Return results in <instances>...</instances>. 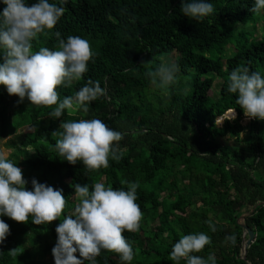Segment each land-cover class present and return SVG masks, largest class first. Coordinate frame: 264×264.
<instances>
[{
    "label": "trees",
    "instance_id": "16d2710c",
    "mask_svg": "<svg viewBox=\"0 0 264 264\" xmlns=\"http://www.w3.org/2000/svg\"><path fill=\"white\" fill-rule=\"evenodd\" d=\"M27 2L31 6L37 0ZM209 2L214 13L195 21L181 12L182 0H68L57 25L34 41V50L55 49L57 31L65 40L68 36L88 40L96 53L88 71L70 88L57 91L62 100L91 79L106 88V95L90 102L86 114L82 109L74 115L65 110L62 117L53 118L49 113L55 105L37 106L27 98L20 102L0 85V136H6L10 121L33 128L21 142L22 161H13L27 170L26 188L31 190L35 178L62 189L67 201L63 215L49 224L4 216L10 235L0 244V264H41L38 258L47 256L48 264H54L55 229L78 202L72 185L87 184L91 190L95 182L125 190L131 182L139 184L140 225L151 226L146 241L140 227L123 233L134 249L131 264H174L173 244L182 235L198 232L208 234L212 243L194 255L206 258L214 253L217 264H264V121L251 119L242 125L244 111L236 103L237 94L227 91L230 73L237 67L264 75V34L233 29L250 20L257 27L259 18L264 23V11L262 17L250 11L254 0ZM4 7L0 3V11ZM174 52L179 54L177 81L160 89L149 73ZM217 79L221 84L215 99L210 91ZM229 110L236 112V119L218 126L217 118ZM93 118L123 133V139L114 142L122 157L109 158L107 168L89 172L82 162L73 165L59 157L55 143L63 131L62 120ZM227 136L233 142L221 144ZM244 214V224L254 233L246 259L244 228L238 222ZM210 218L219 222L216 232L209 228ZM233 233L236 244H226L225 236ZM76 255L81 258L79 252ZM95 264L121 261L118 254L102 250Z\"/></svg>",
    "mask_w": 264,
    "mask_h": 264
},
{
    "label": "clouds",
    "instance_id": "9594fccd",
    "mask_svg": "<svg viewBox=\"0 0 264 264\" xmlns=\"http://www.w3.org/2000/svg\"><path fill=\"white\" fill-rule=\"evenodd\" d=\"M68 0H37L28 5L27 0H0L5 7L0 11V85L5 86L9 95L25 98L33 105L54 106L49 113L60 118L67 110L74 115L82 109L89 112L90 102L106 95V88L99 81L91 79L74 95L60 99L57 89L70 88L88 71L89 61L96 55L90 42L80 36L60 38L55 33L58 46L55 49L40 47L34 50V41L41 35L47 36L64 15L63 7ZM215 11L209 0H182L181 12L191 20L203 21ZM252 13L264 11V0H254ZM239 26V24L237 25ZM179 65L170 58H162L155 72H150L152 83L167 90L177 81ZM227 91L237 94L236 103L246 117L264 121V75L250 72L240 66L230 73ZM59 139L55 149L59 157L70 164L78 161L89 172L109 166V158L119 160L122 153L114 142L123 139V133L109 127L103 120L70 119L62 120ZM218 154V153H217ZM18 167L7 154L0 151V244L10 235V226L4 216L17 222H28L31 218L36 225L49 224L60 218L67 205L62 189L31 180V190ZM78 202L69 215L57 225V241L52 248L54 264H95V258L102 250L118 254L121 264H131L135 253L132 243L123 233L136 231L140 227L143 213L136 203L139 184L131 182L127 190L114 189L103 182L91 186L74 183ZM212 232L217 231L218 221H207ZM225 243L235 245L237 237L225 236ZM211 237L204 233L182 235L172 246L170 259L174 264H217L214 253L206 258L194 253L211 245ZM79 252L81 258H77ZM11 253L15 255V250Z\"/></svg>",
    "mask_w": 264,
    "mask_h": 264
},
{
    "label": "rangeland",
    "instance_id": "374dc122",
    "mask_svg": "<svg viewBox=\"0 0 264 264\" xmlns=\"http://www.w3.org/2000/svg\"><path fill=\"white\" fill-rule=\"evenodd\" d=\"M257 17L260 16L262 17V13L257 14ZM254 23L252 20H250L249 22H247L246 24H239V26H234V31L239 32V31H244L249 35L252 34H257L258 37H260L261 35L264 34V23L261 22V18H259L258 22H257V27L253 26ZM232 48L229 47L227 49V54H231L232 53ZM179 56L178 53L174 52L173 54L169 55L168 58L172 59L175 61V59ZM75 82V81H74ZM220 84H221V80L217 79L216 83L214 84L213 90L210 91V94L216 99L219 96V88H220ZM9 113L12 114L13 110L10 109ZM222 120L218 121L219 119L217 118L216 123L218 126H222L225 122L226 119H229L230 121H233L236 119L237 114L232 117V118H228L225 117L224 115L221 116ZM251 118L246 117L245 114L241 119V123L242 125L246 126L249 122H250ZM33 128L31 127H21V126H17L13 123V121H10L8 128H7V134L4 137L0 136V149L1 151L5 152L8 156L9 159H11L12 161H22V158L24 156V151L21 147V142L24 139L25 135L32 131ZM0 133H1V127H0ZM245 136V131L241 134V137ZM233 142V138L227 136L224 137L220 140L221 144H225V143H232ZM21 169H23V175H26L27 170L24 167H21ZM247 214V213H246ZM151 223H142L140 225V228H142L141 230V237L144 241L145 240V235H146V231H148L150 229ZM146 243V242H145ZM51 257L47 256L46 258L43 257H39L38 261L41 264H48V262L50 261Z\"/></svg>",
    "mask_w": 264,
    "mask_h": 264
},
{
    "label": "water",
    "instance_id": "95a60500",
    "mask_svg": "<svg viewBox=\"0 0 264 264\" xmlns=\"http://www.w3.org/2000/svg\"><path fill=\"white\" fill-rule=\"evenodd\" d=\"M246 214L242 215L238 222L243 226L244 228V233H243V249H242V257L244 259H246V256H247V247L248 245L251 243L253 237H254V233L253 231L247 226L244 224L243 220L245 218Z\"/></svg>",
    "mask_w": 264,
    "mask_h": 264
},
{
    "label": "bare ground",
    "instance_id": "6f19581e",
    "mask_svg": "<svg viewBox=\"0 0 264 264\" xmlns=\"http://www.w3.org/2000/svg\"><path fill=\"white\" fill-rule=\"evenodd\" d=\"M236 115V112L234 110H229L228 112H226L224 114L225 117H228V118H232ZM218 121H221L222 120V117H218Z\"/></svg>",
    "mask_w": 264,
    "mask_h": 264
}]
</instances>
